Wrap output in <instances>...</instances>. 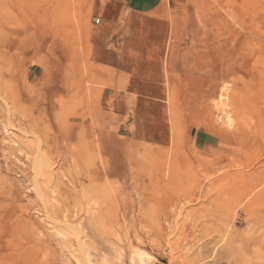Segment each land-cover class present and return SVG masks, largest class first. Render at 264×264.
Returning a JSON list of instances; mask_svg holds the SVG:
<instances>
[{"label": "rangeland", "instance_id": "1", "mask_svg": "<svg viewBox=\"0 0 264 264\" xmlns=\"http://www.w3.org/2000/svg\"><path fill=\"white\" fill-rule=\"evenodd\" d=\"M0 78V264H264V0H0Z\"/></svg>", "mask_w": 264, "mask_h": 264}, {"label": "crops", "instance_id": "2", "mask_svg": "<svg viewBox=\"0 0 264 264\" xmlns=\"http://www.w3.org/2000/svg\"><path fill=\"white\" fill-rule=\"evenodd\" d=\"M119 1L123 5V7H125L130 12H132L136 15H139L140 19H142L144 16L146 17L147 15L153 13V11H156L158 8H160L165 3L168 6H170L171 0H119ZM125 47H127V45H125ZM130 48H132V47H130ZM130 48H129V50H130ZM126 59H127V57H126ZM133 63H131V64H133ZM133 71L135 72V70H133ZM133 71H131V73H133ZM140 73L144 74L143 76H145V74H146L144 71L143 72L141 71ZM136 74H139V72H137ZM136 74H134V73L131 74V75H133V76H131V77H133V79H131L130 81H133L135 79L136 80L139 79V77L141 75L135 76ZM146 76H147V74H146ZM147 78H149V77H147ZM160 82H158V83H160ZM135 91H137V90H133L131 92V94L137 96L139 92L137 91L138 92L137 93ZM139 95H141V94H139ZM141 96H145V95H141Z\"/></svg>", "mask_w": 264, "mask_h": 264}, {"label": "bare ground", "instance_id": "3", "mask_svg": "<svg viewBox=\"0 0 264 264\" xmlns=\"http://www.w3.org/2000/svg\"><path fill=\"white\" fill-rule=\"evenodd\" d=\"M21 4V3H20ZM11 75V74H10ZM12 76V75H11ZM3 79L2 78H0V84H1V86H4V80L2 81ZM2 81V82H1ZM82 87V86H81ZM2 88V87H1ZM223 99V97H222V93L221 94H219V101H221ZM26 116V115H25ZM22 117H23V115H22ZM25 118V117H24ZM24 122H26V121H24ZM25 124V123H24ZM31 126V125H30ZM32 128V127H31ZM39 133V132H38ZM42 135V134H41ZM43 137H44V135H43ZM26 138V137H25ZM48 139H46V141H47ZM42 143V142H41ZM47 172V171H46ZM45 178V177H44ZM135 254L138 256V258H139V256L141 255V253H139V252H135ZM84 255V254H83Z\"/></svg>", "mask_w": 264, "mask_h": 264}]
</instances>
